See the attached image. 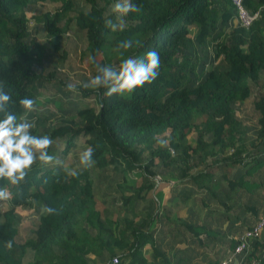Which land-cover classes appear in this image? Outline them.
Segmentation results:
<instances>
[{
	"label": "trees",
	"instance_id": "obj_1",
	"mask_svg": "<svg viewBox=\"0 0 264 264\" xmlns=\"http://www.w3.org/2000/svg\"><path fill=\"white\" fill-rule=\"evenodd\" d=\"M116 2L0 0V85L12 96L8 108L18 120L25 111L20 99L35 100L41 82H59L64 88L68 85L59 76L66 51L57 59L50 57L46 43L30 31L29 12L49 37L65 34L72 24L84 32L90 54L89 79L97 74L91 57L114 67H119L114 60L120 64L129 56L143 59L153 50L161 58L158 78L133 93L108 96L107 89L83 87L89 79L79 82L77 91L95 102L80 104L42 133L53 139L48 152L62 163L44 165L38 161L26 180L16 186L0 180V186H7L12 193L11 199L0 201V264H88L86 253L106 251L112 260L116 249L121 255L114 264H154L145 258L142 247L149 240L154 218L161 213L168 216L166 211L171 207L163 206L164 212L150 207L137 221L121 213L154 189L157 164L164 170L157 187H162L164 180L175 181V186L209 180L214 166L218 170L226 166V176L228 167L236 164L258 167L256 176L259 186L264 187V96L253 98L257 114L253 138H247V125L234 109L235 101L251 96L250 82L257 83L264 69V23L255 20L246 28L234 21L226 39L215 43L217 68L193 81L186 74L195 69L194 64L188 65V50L211 34L217 17L221 25L234 18L232 0H130L139 11L123 17L124 30L112 31L105 22H117L112 11ZM245 3L251 10L264 8V0ZM193 23L197 27L194 34L189 28ZM125 39L138 43L129 50H117ZM49 41L59 50L52 38ZM98 53L100 59L96 58ZM193 129L197 134L190 143ZM77 138L86 146L84 150L89 146L94 149L95 163L90 168L82 166L80 160L73 166L66 164ZM193 155L198 157L199 167L191 161ZM176 160L179 173L171 169ZM66 169H75L77 175L69 176ZM244 174H251V169ZM243 175L227 178L228 187L240 186ZM262 201L264 205V199L250 189L240 207L257 218L264 211L258 212ZM47 206L56 213L48 214ZM20 207L32 211L27 219L32 236L27 238L19 225ZM114 215L121 217L112 218ZM187 226L195 236L204 228ZM250 248L241 264H251L255 258L264 264V228Z\"/></svg>",
	"mask_w": 264,
	"mask_h": 264
},
{
	"label": "rangeland",
	"instance_id": "obj_2",
	"mask_svg": "<svg viewBox=\"0 0 264 264\" xmlns=\"http://www.w3.org/2000/svg\"><path fill=\"white\" fill-rule=\"evenodd\" d=\"M215 12L216 10H212V14H215ZM28 14L30 17L29 19V26L31 28L30 31L33 34H35L39 40L46 43L50 57L57 59L60 52L63 53L64 51H66L67 58L65 61V65L63 66L64 70L60 71L61 74L59 75L61 76L62 80H64L67 84L72 83L77 86L79 82H84L87 79H89L91 73V69L89 65L90 54L87 48V40L84 32L80 30L78 27H76L74 24H72L65 34L57 37H49L44 33L43 25L35 21V18L31 17L32 12H29ZM257 20L260 22V24L264 23L263 7H260L256 21ZM233 22H234V18H232L228 24L221 25L219 22V17H217L215 20V28L212 30L211 34L209 36H206L205 40L202 43L195 42L189 48L188 52L190 54V61L188 62V65L191 66V64H194L195 69L194 70L189 69L188 71H186L188 78H191L193 81L196 80L198 81L201 79V77H203V74L207 72L209 69L217 68L219 59L216 58L215 56V43L219 40L226 39L228 31L230 30ZM189 28L192 34L196 33L197 27L195 26L194 23L190 24ZM49 38H52L53 43L59 45V50L54 47L55 45L49 41ZM100 56H101L100 53H98L96 58L100 59ZM114 64L119 65V62L117 60H114ZM52 83H48V82L40 83V85L35 90V102H36L35 110L30 112L24 111L20 117L21 119H27L29 122L34 124L32 132L34 135L37 136H42L43 132L49 130L54 125L58 124L61 119L67 117L69 114L74 112L80 104H84L87 101L95 102L94 100H92L93 98L84 97L79 91H77L78 89H76V91H68L67 87L64 88V86L62 87L61 85H58L59 82L56 83L52 82ZM251 92L252 94L249 98L237 100L234 102V109L236 116L241 119L243 118L244 120L249 122L246 129V134L249 138L255 136L256 125L253 123H255L257 119V114L253 108L252 101L253 98L258 94L264 95V85L260 87V84L257 83L255 87L251 86ZM199 121L200 120L198 118L197 122L199 123ZM196 134H197V129H193V131L190 133L188 137V141L190 143H194V139H195L194 137L196 136ZM85 147L86 146L81 141V139L77 138L75 145L72 147V150L67 155L68 159L66 164H68L69 162L71 166L75 165L77 160H79L80 153L84 150ZM228 150L231 151V149ZM191 161L196 162L197 163L196 167H199L200 163L198 162V157L196 155H193ZM176 162L179 163V160H176L174 162L175 164L172 165L171 169L173 170L174 173H179V169H178L179 165ZM207 163L210 164L209 158L207 160ZM218 168L219 167L214 166L212 169H210L211 174L213 175L210 177L209 180L199 181V183L194 181L182 182L183 184L181 183L180 185H176L175 192L178 194L179 189L183 185H185L193 192L192 195L195 198L194 200L195 204L198 203L199 200L210 201V203L213 206V209L210 210L211 214L218 213L219 212L218 210H220V212H224L222 204L220 206H217L216 204L219 203V201H221L220 197L222 195V191L224 188L223 186L227 182V178L236 177V179H238L241 175H243L245 172L251 169V174L243 175L245 179L244 181H242L240 188L242 189V193L244 194V196L239 199V202L241 201V199L246 200L245 197L246 193L250 189L252 190L253 195L258 193L259 196L262 199H264V187L259 186V180L257 179L256 176L259 171L258 167L247 168V164L230 165L228 168H231V171H228L229 173H226V176H224V171L227 170L226 166L223 167L222 170H218ZM155 170L157 171V173L152 179V182L154 184V189L149 190L147 195L144 196L142 195L140 198H138L133 204H131L126 210H124L121 213L122 216L124 217L129 216L133 218L135 221H137L140 219L141 216H143L148 211V208L151 207L148 206L149 205L148 202H150V200L152 201L153 198L156 199L157 196L158 198L160 197L159 190H156L158 188L156 185L159 183L160 180H162L161 174L163 173L164 170L163 168L158 166V164ZM163 178L167 179V177H163ZM136 181L137 183L141 182L140 176L137 177ZM164 181L170 182V180L168 181L164 180ZM202 182L204 185L202 187H198V184H201ZM213 189L214 192L212 191ZM99 193H100L99 197H101L102 192L99 191ZM211 193H213L214 195L211 196ZM219 193L221 194L220 196L218 195ZM206 198H208V200H206ZM231 202L232 201L230 200L226 201L227 205H229ZM99 203L100 206L103 205L101 202ZM261 203H263V201ZM117 208L121 209L120 205L117 204ZM187 208L189 207H185L183 205H180L178 208V212L180 216L185 219L188 218V213L186 210ZM19 209L22 212L28 211V209L26 208L23 209L20 207ZM156 210L157 211L160 210V207L157 206ZM163 210L164 208H162V212ZM197 210L199 214L202 215L203 209L202 210L197 209ZM230 210L235 212L233 208H230ZM192 211L193 208H191L190 212ZM115 217H121V216L114 215V218ZM197 217L198 214L196 215L194 212L191 213V217H190L191 220H194ZM179 219H180L179 217L176 218L175 216L176 221H178ZM183 221L185 220L183 219ZM166 225L164 226L166 227Z\"/></svg>",
	"mask_w": 264,
	"mask_h": 264
},
{
	"label": "crops",
	"instance_id": "obj_3",
	"mask_svg": "<svg viewBox=\"0 0 264 264\" xmlns=\"http://www.w3.org/2000/svg\"><path fill=\"white\" fill-rule=\"evenodd\" d=\"M257 83L260 84V87L264 85V69L260 71V77ZM257 83L250 82V88L251 86L255 87ZM242 120L248 126L249 122L243 118ZM253 124H255V128H257V119ZM212 175L213 174H211V176ZM233 178L236 179V177ZM159 184L160 183L156 186H159ZM173 184H175V181L173 182L170 180V182H164V185L157 189L159 190L160 197L158 198L157 196L156 199L153 198L152 201L150 200V202H148V206H151L153 209L159 206L160 212H162V208H164L163 206L165 205L171 207V211H166L168 216H164L161 213L154 218V222L150 228L149 240L142 247L145 258L154 264H204L207 261L224 257L228 254L233 242H235L236 236L245 228L251 226L256 219L254 216H250L247 210H243V208L240 207L244 200L241 199L239 202V199L243 197L244 194L239 185H235L234 188L230 189L226 182V187L225 185L223 186L224 188L220 197L221 201L216 204L217 206L222 204L224 212L218 210V213L211 214L210 210L213 209V206L210 201L199 200L198 203L195 204V198L192 195L193 192L191 189L183 185L177 194L175 192L176 186ZM228 200L232 201L229 205L226 203ZM180 205L189 207L186 209L188 218L185 217L187 219L180 216L178 212ZM190 207L193 208L192 212H190ZM258 207V212L262 211V208H264L263 203L259 204ZM230 208H233L236 213L231 211ZM197 209H203L202 215L199 214ZM40 211H43V208H40ZM19 212L22 218L21 221H19L21 231L26 232L23 238L30 237L32 236V232L27 219L31 218L32 211L22 212L19 210ZM193 212L196 215L198 214V217L191 220L190 217ZM175 216L180 219L176 221ZM112 218H114V216H112ZM183 219L185 221H183ZM188 224H196L199 228H204L200 229V233L195 236L188 228ZM164 225H166V227ZM199 237L201 239H199ZM155 251L159 252L158 255ZM120 255V249H116L115 256L119 258ZM85 258L88 264L111 263L106 251L101 253L89 252L85 254ZM231 264H241V262L235 260L232 261Z\"/></svg>",
	"mask_w": 264,
	"mask_h": 264
},
{
	"label": "clouds",
	"instance_id": "obj_4",
	"mask_svg": "<svg viewBox=\"0 0 264 264\" xmlns=\"http://www.w3.org/2000/svg\"><path fill=\"white\" fill-rule=\"evenodd\" d=\"M112 11L117 14V22L106 20V26L112 31L124 30L126 21L123 19L129 12L139 11V7L130 0H117ZM235 21V20H234ZM138 41L133 39L122 40L117 50H129ZM121 55L123 53L121 52ZM96 66L97 74L83 85L85 88L107 89V95H124L133 93L145 84H152L160 75L161 58L158 52L149 51L145 58L129 56L121 61L119 67L103 65L96 62L95 57L90 58ZM68 91H76V85L69 83ZM12 96L0 85V180H5L13 186L21 184L29 176L33 166L39 161L44 165L62 163L57 157L50 155L48 149L54 143L48 135H34V124L27 119L18 120L17 116L9 111L8 105ZM20 105L26 112L35 110V100L25 97L20 99ZM94 149L89 146L80 153V164L85 168L93 166ZM69 176H76L75 169H66ZM12 193L7 186H0V201L11 199ZM48 214H55L56 209L47 206ZM11 247V242L7 245Z\"/></svg>",
	"mask_w": 264,
	"mask_h": 264
},
{
	"label": "built area",
	"instance_id": "obj_5",
	"mask_svg": "<svg viewBox=\"0 0 264 264\" xmlns=\"http://www.w3.org/2000/svg\"><path fill=\"white\" fill-rule=\"evenodd\" d=\"M235 8L234 20L241 26L248 28L258 17L259 9L251 10L245 3V0H232ZM264 228V211L255 219L253 224L245 228L236 236L234 245L230 248L228 254L224 257L206 262L204 264H231L232 261L242 262L248 252L251 251V244L254 238L261 235ZM260 258H255L251 264H258ZM119 258L114 256L111 264L117 263Z\"/></svg>",
	"mask_w": 264,
	"mask_h": 264
}]
</instances>
